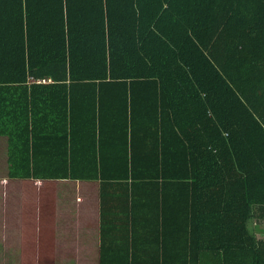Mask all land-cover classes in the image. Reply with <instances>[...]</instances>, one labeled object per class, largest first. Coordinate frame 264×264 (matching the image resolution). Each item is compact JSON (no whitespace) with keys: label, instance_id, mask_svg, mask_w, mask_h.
I'll return each instance as SVG.
<instances>
[{"label":"trees","instance_id":"obj_1","mask_svg":"<svg viewBox=\"0 0 264 264\" xmlns=\"http://www.w3.org/2000/svg\"><path fill=\"white\" fill-rule=\"evenodd\" d=\"M16 91L26 125L0 132L15 176L137 182L178 170L193 198L219 202L214 215L206 207L217 222L196 229L217 243L196 251L216 247L229 264L243 248L264 264V242L249 232L256 213L264 219V0H0V92ZM10 106L0 101L4 122ZM89 113L101 150L93 168L77 157ZM118 137L127 151L105 164L101 148Z\"/></svg>","mask_w":264,"mask_h":264},{"label":"crops","instance_id":"obj_2","mask_svg":"<svg viewBox=\"0 0 264 264\" xmlns=\"http://www.w3.org/2000/svg\"><path fill=\"white\" fill-rule=\"evenodd\" d=\"M16 92H0V101L5 100L11 105L9 109L20 116H7L11 118L5 122L0 119V132H20L26 125V115L14 104L24 99ZM138 96L148 97L146 93ZM142 110L147 115L150 112L149 108ZM84 118L89 125L83 123L77 129L82 131L77 157L84 166L93 168L94 161L99 163L101 150L99 144L95 148L92 139L91 113ZM142 130L155 131L144 124ZM137 140L141 147H152L151 154L156 153L155 146L143 143L141 135ZM115 142L114 148H110L112 143L101 148L105 164L120 163L127 151L126 145H119V137ZM56 144L53 142V147ZM127 145L130 154L131 143ZM136 148L141 153L139 146ZM146 158L144 153L139 155L141 163ZM10 165L9 138L0 135V259L6 263L32 259L43 264H63L64 260L70 264H125L128 260L156 264L157 260L168 259L185 264L192 256L201 260L199 264H221L216 247L196 251L201 245L217 243L206 234L198 235L196 229L217 222L207 210L210 208L214 215L219 202L216 197L208 201L202 193L193 198L188 187L191 180H185L178 170L168 172L166 180L137 182L103 181L95 172L76 179L29 180L11 173ZM249 223L250 235L264 242V219L256 213ZM189 226L194 227L191 238ZM228 256L229 264H253L251 250L236 248Z\"/></svg>","mask_w":264,"mask_h":264},{"label":"rangeland","instance_id":"obj_3","mask_svg":"<svg viewBox=\"0 0 264 264\" xmlns=\"http://www.w3.org/2000/svg\"><path fill=\"white\" fill-rule=\"evenodd\" d=\"M264 227V226H263ZM10 262H12V263H6V261L5 260H1L0 259V264H13V263H16V264H36V262L37 263H39V264H43L44 263V261H36V260H32V259H29V260H15V261H10ZM63 264H70L67 260H64V261H61ZM88 264H92V262L90 263H88Z\"/></svg>","mask_w":264,"mask_h":264},{"label":"built area","instance_id":"obj_4","mask_svg":"<svg viewBox=\"0 0 264 264\" xmlns=\"http://www.w3.org/2000/svg\"><path fill=\"white\" fill-rule=\"evenodd\" d=\"M31 82H37V83H46L47 81H42V80H36V79H31Z\"/></svg>","mask_w":264,"mask_h":264}]
</instances>
